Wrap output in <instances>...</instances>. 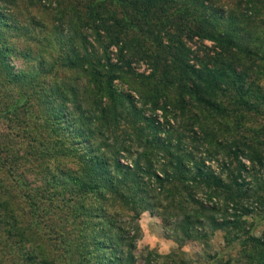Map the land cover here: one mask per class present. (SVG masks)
I'll return each instance as SVG.
<instances>
[{
  "label": "trees",
  "instance_id": "trees-1",
  "mask_svg": "<svg viewBox=\"0 0 264 264\" xmlns=\"http://www.w3.org/2000/svg\"><path fill=\"white\" fill-rule=\"evenodd\" d=\"M26 5L0 0V264H137L146 209L179 247L264 220V0ZM240 245L264 264V229Z\"/></svg>",
  "mask_w": 264,
  "mask_h": 264
},
{
  "label": "rangeland",
  "instance_id": "rangeland-1",
  "mask_svg": "<svg viewBox=\"0 0 264 264\" xmlns=\"http://www.w3.org/2000/svg\"><path fill=\"white\" fill-rule=\"evenodd\" d=\"M213 1L220 3L224 0ZM17 3L18 6L15 10H17L22 21L28 19L27 17L29 14H36L38 17L42 16L43 19L47 21L44 14L37 12L36 7H28L26 5V0H17ZM40 35L42 36L43 34L41 33ZM22 38L17 44L20 48L25 45ZM188 44L192 49L197 51L199 55L210 53L214 48L212 41L200 40L196 37H194L192 41H189ZM35 49L36 48H34V50ZM56 50L57 49H48L47 51L53 56H56L58 54ZM11 62L15 67L20 69L26 68L27 65L31 64V61H29L28 58H25L20 54L12 56ZM133 65L137 66L139 71L146 69L144 63H134ZM122 86L126 88L125 84ZM148 113L149 111L147 114ZM255 119H252V124L254 126H259V124L262 123L263 118L258 114ZM253 120L255 123H253ZM4 126H6L5 122L3 127ZM243 159L245 160V158ZM212 165L215 169L219 167L215 162H212ZM28 176L30 179L34 178L31 173ZM175 218V216H172L169 218V222L174 223ZM121 219L122 221L126 220L127 216L123 215ZM136 220L139 222L142 231L141 237L136 241V248L134 250L138 256L137 264L144 263V260L147 258V253L150 250L161 255L172 253L175 264H250L249 259L242 254L240 239L244 238L245 230L249 229V232L259 235L264 229V220L262 216L255 212L247 217L248 225H246L244 229L238 232L232 231L227 235L228 237L221 230H216L214 232L209 231V234L205 239L186 240L183 242L182 246L179 247V244L173 237V231L165 226V220L156 211L154 212L148 209L143 210L139 213ZM233 238L235 239L232 240ZM156 260L160 263L164 262V258L158 257Z\"/></svg>",
  "mask_w": 264,
  "mask_h": 264
}]
</instances>
